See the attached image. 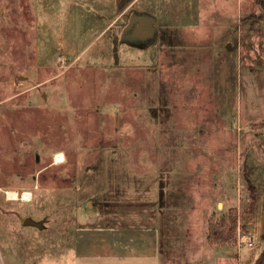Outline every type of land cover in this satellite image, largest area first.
Masks as SVG:
<instances>
[{
	"label": "rangeland",
	"instance_id": "rangeland-1",
	"mask_svg": "<svg viewBox=\"0 0 264 264\" xmlns=\"http://www.w3.org/2000/svg\"><path fill=\"white\" fill-rule=\"evenodd\" d=\"M0 188V264H253L264 0H0Z\"/></svg>",
	"mask_w": 264,
	"mask_h": 264
},
{
	"label": "built area",
	"instance_id": "built-area-1",
	"mask_svg": "<svg viewBox=\"0 0 264 264\" xmlns=\"http://www.w3.org/2000/svg\"><path fill=\"white\" fill-rule=\"evenodd\" d=\"M17 193L15 195H10L12 189H1L0 191L3 193L5 199L7 200H21V201H29L31 199V193L28 191H18L15 189ZM254 234H249V236L246 237H241V239L238 241V243H244L247 247H253L254 245Z\"/></svg>",
	"mask_w": 264,
	"mask_h": 264
},
{
	"label": "trees",
	"instance_id": "trees-1",
	"mask_svg": "<svg viewBox=\"0 0 264 264\" xmlns=\"http://www.w3.org/2000/svg\"><path fill=\"white\" fill-rule=\"evenodd\" d=\"M263 229H264V222H263ZM262 239L264 240V231L262 233ZM253 264H264V246Z\"/></svg>",
	"mask_w": 264,
	"mask_h": 264
},
{
	"label": "bare ground",
	"instance_id": "bare-ground-1",
	"mask_svg": "<svg viewBox=\"0 0 264 264\" xmlns=\"http://www.w3.org/2000/svg\"><path fill=\"white\" fill-rule=\"evenodd\" d=\"M56 161L57 163H59L60 161H62V157H61V154H56ZM17 193V191L15 189H12L10 195H15Z\"/></svg>",
	"mask_w": 264,
	"mask_h": 264
},
{
	"label": "water",
	"instance_id": "water-1",
	"mask_svg": "<svg viewBox=\"0 0 264 264\" xmlns=\"http://www.w3.org/2000/svg\"><path fill=\"white\" fill-rule=\"evenodd\" d=\"M25 222H27V223H32V222H31L30 220H28V219H26Z\"/></svg>",
	"mask_w": 264,
	"mask_h": 264
},
{
	"label": "crops",
	"instance_id": "crops-1",
	"mask_svg": "<svg viewBox=\"0 0 264 264\" xmlns=\"http://www.w3.org/2000/svg\"><path fill=\"white\" fill-rule=\"evenodd\" d=\"M239 264H241V263H239Z\"/></svg>",
	"mask_w": 264,
	"mask_h": 264
}]
</instances>
